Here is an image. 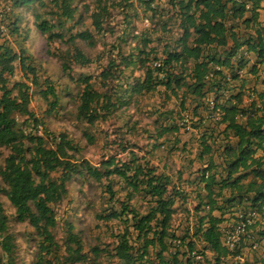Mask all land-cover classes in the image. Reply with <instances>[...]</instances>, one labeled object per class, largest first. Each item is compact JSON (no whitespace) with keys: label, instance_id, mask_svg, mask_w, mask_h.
I'll return each mask as SVG.
<instances>
[{"label":"trees","instance_id":"trees-1","mask_svg":"<svg viewBox=\"0 0 264 264\" xmlns=\"http://www.w3.org/2000/svg\"><path fill=\"white\" fill-rule=\"evenodd\" d=\"M80 2L3 0L9 10L0 16L6 31H0V148L7 154L0 164V196L13 213L8 217L0 203V264L4 258L5 264L17 262L8 235L12 223L35 231L37 264L87 262L71 224L62 245L65 257L58 256L61 247L53 236L54 207L67 201L66 187L76 174L101 189L98 221L119 229L110 248L91 250L95 259H107L104 264H229L225 234L236 213L250 211L257 220L236 253L249 250L247 263L264 264V227L258 223L264 221V81L259 93L246 85L264 72V0H97L83 13ZM24 12L47 42L68 46L50 52L63 75L70 62L99 71L80 79L77 115L87 124L123 114L133 97H155L149 103L158 115L154 135L135 133L148 141L145 146L128 142L132 127L116 129L119 157L109 156L95 168L71 162L69 153L78 149L68 139L45 141L43 119L30 108V91L39 88L37 67L27 51L14 52L8 40L27 42ZM146 21L151 25L144 29ZM99 38L112 41L101 49ZM78 43L100 49L88 58ZM154 63L157 75L151 76ZM136 67L142 72L137 78L132 77ZM17 75L20 80L11 83ZM214 75L219 79L211 85ZM42 86L40 102L56 112L62 90L57 93L50 78ZM169 103L174 110H168ZM164 153L183 158L173 161L174 173L162 160ZM256 252L260 258L252 261Z\"/></svg>","mask_w":264,"mask_h":264},{"label":"rangeland","instance_id":"rangeland-1","mask_svg":"<svg viewBox=\"0 0 264 264\" xmlns=\"http://www.w3.org/2000/svg\"><path fill=\"white\" fill-rule=\"evenodd\" d=\"M95 1L97 0H81V2L78 4L80 12H84V6L91 11ZM44 11H50L49 6ZM44 11L36 10L35 12L43 14ZM121 19V16L117 17L115 19L116 23L120 24ZM20 20L23 21L25 27H27L29 30L27 42L20 38L12 39L11 37L8 40L14 52L19 53V51L22 49L24 52L27 51L28 55L32 58L33 63L37 67L36 74L39 78V88L37 90L31 89L30 91V94L33 96L30 108L35 116L41 117L43 119L44 127L47 129L49 136V138L45 139V141H49L51 145L54 141L58 143L63 139H68L74 143L78 149L77 153H69V156H71V162L77 165L89 164L95 168H97L100 162L105 158L115 154L118 155V152H116L115 143L113 142V132L116 129L123 127L124 131L126 132L128 128L132 127V129L128 132V142H132L138 146H145L148 141L141 139V137L135 133H141L142 130H147L148 132H151L152 135H154V129L156 128L155 121L157 120L158 115L153 113L154 109L149 105V103L154 102L155 97H133L131 104L123 114H121V111H119L112 115L108 122L103 123L97 121L93 125L87 124L77 115V107L79 105V98L77 94L83 88L80 79L87 78L88 76H96L99 71L92 65L87 66L84 64L70 62L69 70L63 75L60 69V64H58L57 59L52 58L50 52L57 54L62 50L65 51L68 46L59 42H47L45 36L36 29V26H34V20L31 14H26L24 12V14L20 17ZM261 20L264 21V10L261 12ZM149 24L151 25L150 22ZM25 27L23 29H25ZM141 27L144 28V22L141 24ZM81 30V26H79L77 32ZM67 31L68 29L66 27L65 30L62 31V34L65 36V40L70 38V35L67 33ZM75 33L76 32L73 31L72 34ZM5 34L6 31L2 33V35ZM111 41L112 39H95L97 46H99L101 49L103 48L104 43L107 44ZM26 43L27 47L25 48ZM78 46L88 58L92 59H94L96 56V50L99 51L100 49L99 47L96 48V50L90 49L82 43H78ZM129 49L131 50L132 48ZM262 68L264 67H261V69ZM141 74L142 72L136 67V71L132 77L137 78L141 76ZM19 77L20 75L14 77L11 83L18 82L20 80ZM44 78H50L55 82L57 93L58 90H62L60 108L56 112H48V108H46V106L40 102L39 92L43 89L42 83ZM218 79L219 78L214 75L211 85L216 84ZM246 79L250 81V77L247 75ZM252 80L253 81H250L251 83L246 82L247 88L249 91L255 90L259 93V90L262 89L260 80L264 81V72L261 73L259 80ZM221 95L224 96V92H221ZM150 109L152 111H149ZM168 110H174V104L169 103ZM37 135L40 136L38 133ZM195 152L196 150L191 152V155ZM6 154L7 151L0 148V164L1 160ZM161 156L162 160H165V163H167L170 167V173H174L177 168L176 164H173V161L178 162V160L182 161L183 159L182 157H173L169 153H164ZM123 158L124 155H120V159ZM184 181H188V178H184ZM66 189L68 192L67 201L61 206L54 207L56 227L53 230V236L57 244L61 247L58 256H66V247H63L62 245L65 246L66 244L68 226L71 224L73 229L72 234L83 246L81 255L85 256L87 259V262L78 260L74 264H104L107 259L103 260V255H100L97 259H95L93 254H91V250H103L106 247L110 248L114 242V235L119 232V229L114 223L103 224L102 222L98 221L96 217L102 196L101 189L85 182L81 175L77 174L72 177ZM136 202L141 205V211L145 210V203L139 200H136ZM0 203L3 205L5 214L8 217H11L13 210L6 198L0 196ZM176 220L177 216L174 218V227L179 228ZM260 222L263 223L264 227V221L260 219L258 223L260 224ZM8 235L16 249V264H37L39 250L35 231L25 224L22 225L12 223L8 226ZM1 241L2 236H0V242ZM242 254L244 255L245 259L251 255V251L243 250ZM260 254L261 252L254 253V258L252 261H255L256 258L259 259ZM0 258H2L1 249ZM2 261L3 264H5L6 258L2 259Z\"/></svg>","mask_w":264,"mask_h":264},{"label":"built area","instance_id":"built-area-1","mask_svg":"<svg viewBox=\"0 0 264 264\" xmlns=\"http://www.w3.org/2000/svg\"><path fill=\"white\" fill-rule=\"evenodd\" d=\"M9 2V0H6ZM5 5L3 0H0V16L3 10L8 11V8H3ZM147 23V22H146ZM1 33H4V28L0 27ZM158 66L157 64L154 67ZM155 68L153 69L151 75L155 76ZM246 119V118H245ZM40 134V131L38 132ZM257 220V214L255 212H238L237 220L235 225L231 227V229L225 234V244L229 249L230 255L227 258V262L229 264H251L246 262V258L244 259L243 254H237L236 249L241 242L242 236L245 235V231L247 228L251 227L255 221Z\"/></svg>","mask_w":264,"mask_h":264},{"label":"clouds","instance_id":"clouds-1","mask_svg":"<svg viewBox=\"0 0 264 264\" xmlns=\"http://www.w3.org/2000/svg\"><path fill=\"white\" fill-rule=\"evenodd\" d=\"M146 22H147V21H146ZM146 22H144V29H147V28L149 27L148 22H147V23H146ZM155 64H157V63H154V64H153L152 71H153L154 68L158 67V66L154 67ZM152 71H151V73H152ZM155 73H156V72H155ZM156 75H157V73H156ZM156 75H155V76H156ZM151 76H152V75H151ZM158 78L163 79V76H162V75H159ZM38 129H40V136H41V128L39 127Z\"/></svg>","mask_w":264,"mask_h":264},{"label":"bare ground","instance_id":"bare-ground-1","mask_svg":"<svg viewBox=\"0 0 264 264\" xmlns=\"http://www.w3.org/2000/svg\"><path fill=\"white\" fill-rule=\"evenodd\" d=\"M40 131V129L38 130V132Z\"/></svg>","mask_w":264,"mask_h":264}]
</instances>
